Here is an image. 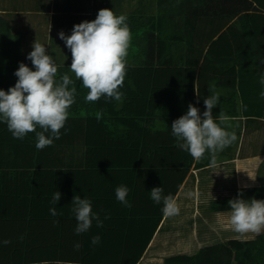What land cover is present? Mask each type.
Returning <instances> with one entry per match:
<instances>
[{
  "label": "crops",
  "instance_id": "1",
  "mask_svg": "<svg viewBox=\"0 0 264 264\" xmlns=\"http://www.w3.org/2000/svg\"><path fill=\"white\" fill-rule=\"evenodd\" d=\"M14 1L0 0V18L8 21V26L0 27V64L9 61L8 55L35 70L27 55L36 40L46 47L57 74L70 68L71 52L58 34L63 31L71 35L74 25L95 20L99 6L89 12L88 3L80 8L81 0H76L74 9L66 13L62 6L54 7V0H24V10ZM121 9L147 17L149 26L144 37L153 45L155 42L153 54L159 56V72H154L156 77L159 75V102L151 106L152 111L140 114L143 109H138L136 120L123 118L124 146L119 140L122 136L115 134L120 125L112 118L106 121L108 128L96 120L87 125L85 121L84 125V118L68 117L60 138L43 150L35 147V133L23 140L15 139L7 125L0 122V218L4 214L7 220L24 226L35 214L42 226L49 225V233L56 238L59 234L77 237L81 245L77 251L61 238L53 248L60 259L67 261L70 255L83 250L90 258L96 253H141L136 264H164L166 258L180 255L196 243L195 254L209 246L239 240L227 239L223 230L228 220L224 216L230 211L211 215L210 208L215 202L236 198L239 191L264 188V175L259 179L261 185L255 184L264 164V98L260 96L264 91L260 83L264 79V0H161L160 4L159 0L156 4L155 0H145L140 9L124 1ZM29 15H41L44 21H31ZM133 42L140 45L134 36L130 45ZM15 71L5 76L0 71V86L7 78L5 88L13 87L18 79ZM212 94L219 97L213 109L216 122L237 137L231 146L217 153L215 167L208 153L197 161L177 147L171 135L172 122L187 113L188 105L197 107L202 116L206 110L204 99ZM128 103H115L117 111L127 109ZM115 143L122 144L117 147L120 159H112L109 152ZM185 169L186 177L178 186ZM120 185L129 189L131 208L116 199L115 189ZM154 187H162L163 194H171L180 207L179 215H162L156 227L163 205L151 200ZM56 191L61 199L55 205L58 215L53 217L49 209L54 206L50 201ZM76 195L91 200L102 227L93 220L87 233L75 234L77 221L71 203ZM198 206H208V211L202 209L203 215L197 216L194 208ZM106 215L110 218L105 219ZM201 217L202 223L198 221ZM206 220L225 235L222 242L210 241L214 232L207 229ZM202 229L210 234H203L205 239L197 235ZM97 235L109 241L97 244L99 248L93 250L91 239ZM146 241L144 251H140ZM67 261L65 264H78Z\"/></svg>",
  "mask_w": 264,
  "mask_h": 264
},
{
  "label": "clouds",
  "instance_id": "2",
  "mask_svg": "<svg viewBox=\"0 0 264 264\" xmlns=\"http://www.w3.org/2000/svg\"><path fill=\"white\" fill-rule=\"evenodd\" d=\"M126 21L125 15L117 16L110 9H101L95 20L74 25L71 35H65L63 31L58 34L71 52L70 71L88 90L86 102H96L102 97L108 101L123 100L124 93L120 89L127 72L126 58L131 42V32ZM32 47L27 59L35 70L21 62L14 73L18 78L15 85L7 91L0 90V122L7 125L15 139L23 140L29 133H35V147L43 150L60 138V130L65 127L69 109L75 102L76 89H69L73 81L67 74L57 79L58 68L44 45L35 40ZM260 83L264 85V79ZM260 96L264 98V91ZM218 102V95L207 96L204 99L206 110L202 116L197 107L189 104L187 113L171 124V135L176 139V146L197 161L208 153L212 167L216 166L217 153L237 140L235 133L228 132L216 122L213 109ZM100 118L101 114L98 113L97 119ZM219 119L223 121V115ZM128 193L129 189L124 185L115 189L117 201L131 208ZM242 196L243 192L239 191L237 198L228 201V224L240 237L259 235L264 231V200H245ZM150 198L155 204L163 205L161 211L164 217L171 218L180 214L177 200L171 194L164 195L162 187L152 188ZM60 199L61 193L56 191L50 201L54 206L49 209L53 217L58 215L55 205ZM71 212L77 221L74 230L77 235L87 233L93 220L97 227L103 226L100 214L93 212L92 202L87 198L74 196ZM108 218L106 215L105 219ZM100 239L99 235L92 237L91 244H99ZM0 243L8 245L11 241ZM74 247L79 250L81 245L77 243Z\"/></svg>",
  "mask_w": 264,
  "mask_h": 264
},
{
  "label": "trees",
  "instance_id": "3",
  "mask_svg": "<svg viewBox=\"0 0 264 264\" xmlns=\"http://www.w3.org/2000/svg\"><path fill=\"white\" fill-rule=\"evenodd\" d=\"M160 2L161 0H159V4ZM116 15L119 16L124 14L116 13ZM125 16L127 17L126 22L130 28L131 39L134 36L135 39H138L140 44L134 45V43H132L128 49V55L126 58L127 72L123 87L120 91L124 93L122 102H129L127 104V109L121 108L117 111L115 105L117 102L115 100L108 101L103 97L96 102H86L85 96L88 90L83 87L82 81L75 78V75L70 71V68H63L64 71L61 70V72L57 74L58 80L60 76L67 74L73 81V83L69 85V89L73 87L76 89L74 98L75 102L69 109V118H84V121L82 122L84 125L85 121L87 125L93 120H96L99 121L100 124L104 123L108 128L111 127L106 121H111V118L115 119V121L121 126L117 127L115 134L117 137L122 136L119 140L123 146L124 141L122 129H125L124 127L122 128L123 118L130 116V120H136L139 115H136L138 109H143L140 114L148 112L149 110L152 111L151 106L154 103L159 102V84L157 83V77H159V75L157 77L154 75L155 71L159 72V56L156 57V55L153 54L155 42L153 45L151 42L146 41L144 37L148 32L147 28L149 26L147 17H141V15H134V17L129 15ZM4 25L8 26V21L0 18V27H4ZM157 38L158 40L156 42L158 44L159 34ZM1 49L0 45V51ZM6 50L7 48H5L2 53ZM7 58L9 61L6 64H0V71L3 73L2 75H5L6 72L12 73L11 71L18 70L19 64L21 63L19 59L14 60L8 55ZM160 70L162 71V69ZM8 80L9 79L7 78L2 80L4 81V84H1L0 90L7 91L5 88V81ZM162 81V79H159L160 83ZM133 104L135 107H132ZM98 113L101 114L99 120L97 119ZM70 115H73V117ZM134 130H136L135 125H133V131ZM121 143H115L111 147L109 152H112V159H120L118 156L121 155L119 154L117 147H122ZM112 149L115 152H113ZM187 169L181 173L178 186L186 177ZM242 192V198L245 200H251L252 198L264 200V188L245 189ZM231 199L235 198H226L215 202L210 209L213 212L230 211L228 201ZM162 215L163 214L159 215L158 220H156L155 227L157 223L160 222ZM10 217L12 218V216ZM7 219V216L4 214L1 215L0 242L10 240L11 243L8 245L0 243V264H65L67 260L60 259V254L57 249H53L60 244L61 240L58 238L66 240L71 247L78 242L77 237L74 238L73 236L63 234H59L58 236L56 234V238L54 235H51V232L49 233V225L42 226L35 214L32 216V220L24 226L21 224L17 225ZM41 220L44 219L42 218ZM10 226H15V228H10ZM48 236L53 239L50 238L46 240V238H49ZM108 241V238H102L100 239L99 244L105 245ZM131 243L133 245L134 241H131ZM146 244L147 241L140 247V251H144ZM92 248L93 250L95 248L97 250L99 247L98 245H92ZM117 255L118 254L99 255L96 253L90 258V255L82 250L79 253L76 252V254L70 255L69 257L72 258H67L69 260L67 262H75L78 264H136L141 257V253L130 256ZM164 264H264V235L258 236V238L254 240H229L221 244L200 249L197 254L192 256H171L165 259Z\"/></svg>",
  "mask_w": 264,
  "mask_h": 264
},
{
  "label": "rangeland",
  "instance_id": "4",
  "mask_svg": "<svg viewBox=\"0 0 264 264\" xmlns=\"http://www.w3.org/2000/svg\"><path fill=\"white\" fill-rule=\"evenodd\" d=\"M22 1H24V0H15L14 4L17 5V7L19 6L20 9L22 8L21 10H24V6L21 4ZM66 1L67 0H54V3H53L54 7L59 8L60 6H62L63 7L62 9H64V11L66 13H69L68 11H71V10L74 9V7L76 5V0H70L68 4L66 3ZM77 1H79V0H77ZM118 1L116 2V0H97V2H95L94 0H81L80 8H84V4L88 3L89 12L93 11V7H95V6L98 7L99 6L98 11L101 10V9H110V10H112L114 12V14H116V13H118V14H127V15H129L131 17H134V12L133 11H131V13H130L126 9H121V6H122L123 2L126 1V2H129L131 4L133 3L134 5H137L139 7V9H140L141 7L144 6V1L145 0H120L119 2ZM155 4H156V0H155ZM40 6L44 7L45 6L44 2L40 1ZM12 10L14 12L15 8H12ZM121 10L123 11V13L121 12ZM5 12H9V11L5 10ZM136 14H138V13H136ZM158 15H159V13H158ZM29 16L32 19L31 21H41V20L44 21L41 15H29ZM137 45H138V42H137ZM66 60L69 61L70 57H68ZM70 116L73 117V115H70ZM72 145H76V144L72 143ZM263 175H264V164L261 166L260 172L256 175V177L258 179V181L255 183L256 185H261L259 179L262 178ZM207 208H208V206L195 207L194 208L195 212H198V213H195V214L197 216H202L203 215L202 209H205V212H207L208 211ZM210 214L214 215L215 212H210ZM228 216L229 215L224 216V217H228ZM202 219L203 218L201 217V218L198 219V221L202 223ZM210 220H212V222H213V216L210 218ZM199 222H197V223L200 224ZM206 222L207 223H205V225H208L207 229H211L214 232V234H211V236H210V241L212 243L222 242L223 241V237L225 235H220L219 231H217V232L215 231L216 225L214 226L213 225L214 223L209 225L208 223H210V222L207 221V220H206ZM224 228H226V229H223V230H225L224 232L226 233V238L227 239L236 238V239H239V240H254V239L258 238V236L264 235V231H262L259 235L247 234L244 237H240L237 233H235V232H233L231 230V228H230V226L228 224V220L226 221V227H224ZM207 229L199 230V234H197V235H199V238H201V237L204 238L203 234L210 235V234H208L206 232ZM220 231H222V230H220ZM197 235H196V237H197ZM204 241H206V240H204ZM190 244L192 245V240H190ZM186 251H189L190 253H188ZM186 251H183V253H180V255L181 254H183V255H192L193 254L194 255L198 251L197 243L195 244V247H192L191 249L186 250ZM186 253H188V254H186Z\"/></svg>",
  "mask_w": 264,
  "mask_h": 264
}]
</instances>
